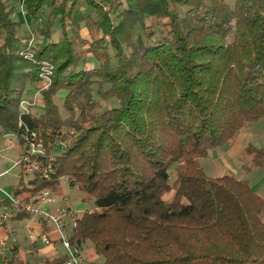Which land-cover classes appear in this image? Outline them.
I'll return each mask as SVG.
<instances>
[{"label":"trees","instance_id":"16d2710c","mask_svg":"<svg viewBox=\"0 0 264 264\" xmlns=\"http://www.w3.org/2000/svg\"><path fill=\"white\" fill-rule=\"evenodd\" d=\"M100 1L110 10L94 0H0L1 133L22 150L33 133L53 157L47 179L20 176L12 196L57 194L66 180L94 206L69 242L90 245L103 264H264V197L200 165L264 120V0ZM46 65L43 107L25 113V90ZM108 101L116 106L99 112ZM241 157L246 173L264 169V149Z\"/></svg>","mask_w":264,"mask_h":264},{"label":"crops","instance_id":"0c3cea01","mask_svg":"<svg viewBox=\"0 0 264 264\" xmlns=\"http://www.w3.org/2000/svg\"><path fill=\"white\" fill-rule=\"evenodd\" d=\"M17 18L26 32V27L30 24L28 16L24 14V16L20 17L18 14ZM250 145L264 149V120L256 122L242 130L234 138L233 143L229 147L215 151L213 156H211V161H214L220 166L222 173L218 175L219 177L229 175L236 179L246 180L254 192L264 197V169H252L248 173L244 171L245 167L250 166V160L248 157H243L247 158L246 160L248 161H242L241 152ZM201 168L206 174L202 165ZM239 172H243L241 174L242 177L238 175ZM207 176L211 178L218 177ZM14 179L15 183L11 185L6 184L2 187L4 192L12 194L17 189L19 180L18 173L14 175ZM74 189L77 190L76 188ZM54 195L57 202L64 200L74 212L76 211L74 206L68 203L65 198L60 197L58 193ZM84 204L81 205L83 206ZM76 208L81 210V206L79 205ZM1 211L2 205H0ZM86 211L85 209L81 215ZM79 217H76V219ZM65 223L69 224V220H66ZM43 233L47 236L48 244L42 241ZM82 255L87 261V264H103V260L95 254L90 245L83 246ZM57 257H65V250L59 243V234L52 228L45 231L39 222L34 219L18 220L11 218L7 223L0 225V264H5V262H8L12 258L17 261V264H42V261L45 259L51 260Z\"/></svg>","mask_w":264,"mask_h":264},{"label":"built area","instance_id":"2783aa9c","mask_svg":"<svg viewBox=\"0 0 264 264\" xmlns=\"http://www.w3.org/2000/svg\"><path fill=\"white\" fill-rule=\"evenodd\" d=\"M102 6L103 10L109 11L110 8L100 0H94ZM66 30L69 29L70 22L65 21ZM34 38L31 37L28 41V48L33 46ZM25 58H31L28 53H25ZM52 74L51 67L44 66L39 75L40 81H44V89L48 88L51 83L50 76ZM34 104V102H33ZM29 103L23 102L22 111L27 113ZM25 106V107H24ZM20 125V124H19ZM24 149L20 153L16 161V169L18 175L30 178L36 175L40 178L47 179L51 173V163L53 157L47 154L43 140L33 133L23 134ZM28 177V178H29ZM3 194V195H2ZM0 200L2 201V211L0 212V225L6 223L16 215H28V219H34L39 222L42 228L46 231L52 228L59 234V243L65 250L64 264H87L81 249L69 242L70 230L76 225V217H74L72 210L61 200L57 202L55 195L46 190L43 191L36 199L29 202H23L20 197H14L12 194L7 195L0 189ZM69 220V224L65 221ZM45 244L49 241L45 233H43V240Z\"/></svg>","mask_w":264,"mask_h":264},{"label":"rangeland","instance_id":"374dc122","mask_svg":"<svg viewBox=\"0 0 264 264\" xmlns=\"http://www.w3.org/2000/svg\"><path fill=\"white\" fill-rule=\"evenodd\" d=\"M14 1H17L19 4H21V0H13V2ZM229 2L231 3L232 1L230 0ZM46 13H48L47 10H46ZM18 14L20 15V17H22V16H24L25 13L22 9H20V11L17 13V16H18ZM26 32H28L27 29H26ZM58 37H59V29H58V24L56 23L53 26L52 41H57ZM35 42H37V38L34 39V44H35ZM44 83H45L44 81H38L37 84L35 85V90H33L32 87H30V86H28L26 88L25 93L23 95V99L21 100V103H20V109L21 110L23 109V106H22L23 102H26L29 104L32 103L31 105L34 106L35 108H37L39 110L42 109L43 106H42V98L40 96V93H41V91L47 89V88L44 89V87H43ZM64 95H65V93L61 92L57 95V97L55 99V103L58 105V107L60 109L62 119H66L68 117L67 113L62 108V102H63ZM30 101H32V102H30ZM33 102H34V104H33ZM113 106H116L115 103L113 101H108V103L106 102L104 104H101V108L99 109V112H102L106 108H110ZM215 151H217V150H215ZM215 151L209 152L208 157L205 159H202L200 161L202 167L206 171V174L209 176H213V177L221 175V173H222L220 166H218L214 161H211V159H212L211 156H213ZM21 152H22V149L17 144L16 138L11 134L3 135L1 133V130H0V189H2V187L6 184L11 185L12 183H15L14 175H16L18 173V170L16 169L15 164H16V161L18 160ZM241 159H242V161H245V162L248 161V160H246L247 158L241 157ZM242 173L239 172L238 175H241ZM28 177L29 176L23 178L25 182H30L32 180V178H30L31 176L29 178ZM240 177H242V175ZM4 193L7 195H10L6 192H4ZM58 195L62 198H65L68 201V203H70L72 206H74V209L77 212L76 211L74 212L70 208L73 212L72 215H74V217H79L81 215V213L83 211H85V209L86 210H92L94 208L92 200H89L88 202H86L82 206L81 205V204H83L82 203V194L79 193L77 190H75L73 187H71L66 180L61 181ZM172 197H173V193L170 196L165 197V199L172 198ZM0 204H2L1 200H0ZM78 205L81 206V210L76 208V206H78ZM1 225H3V224H1ZM63 249H64V247H63ZM65 255H66V253H65Z\"/></svg>","mask_w":264,"mask_h":264}]
</instances>
